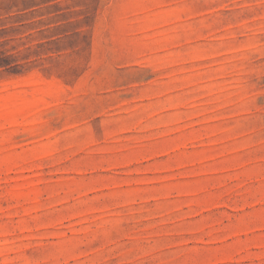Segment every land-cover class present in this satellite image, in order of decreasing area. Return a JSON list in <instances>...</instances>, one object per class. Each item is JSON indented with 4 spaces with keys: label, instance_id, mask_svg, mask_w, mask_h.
I'll return each mask as SVG.
<instances>
[{
    "label": "rangeland",
    "instance_id": "rangeland-1",
    "mask_svg": "<svg viewBox=\"0 0 264 264\" xmlns=\"http://www.w3.org/2000/svg\"><path fill=\"white\" fill-rule=\"evenodd\" d=\"M0 264H264V0H0Z\"/></svg>",
    "mask_w": 264,
    "mask_h": 264
}]
</instances>
